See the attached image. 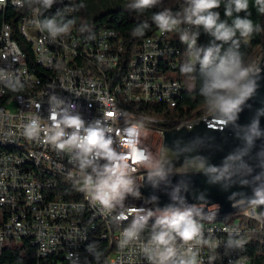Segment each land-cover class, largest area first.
<instances>
[{
  "label": "built area",
  "instance_id": "2783aa9c",
  "mask_svg": "<svg viewBox=\"0 0 264 264\" xmlns=\"http://www.w3.org/2000/svg\"><path fill=\"white\" fill-rule=\"evenodd\" d=\"M80 8V0H53L50 6L44 0H4L0 4V98L8 86L42 83L39 96L12 97L15 109L2 108L0 137L8 139V144H27L35 161H45L49 168L70 178V187H61L33 170L21 169L17 155H0V255L6 247L30 240L37 248L36 264H179L192 258L196 264H253L249 244L253 233L264 227V211L257 204L232 213L228 222L197 223L199 236L187 243L176 237L169 245L175 254L163 261L164 246L153 240L163 227L119 225L120 217L137 213L188 210L155 209L157 205L138 192L147 176L141 171L161 164L164 130L191 128L209 116L188 125L170 122L169 117L159 121L139 115L130 118V111H135L139 102L170 104L181 98L179 88H187L184 76L192 77L180 71L186 46L177 33L158 29L145 38L135 56L125 59L112 29L83 32L73 24L67 33L52 37L40 25V16L55 17L63 24ZM22 39L31 46L37 66L29 63ZM200 40L201 35L198 43ZM61 58L83 60L88 72L71 75L61 66ZM136 60H144V68H136ZM90 64H99V72H90ZM101 69H108L110 78H101ZM111 79H120V87L111 88ZM120 100H130V107H120ZM54 109L59 113L57 119L65 112L79 114L85 127L100 120L101 127L113 129L105 135L113 138L112 147L117 152L131 157L133 192L113 200L107 208L85 194L109 161L94 153L85 156L77 148L57 149L46 139L54 134L49 119ZM33 120L39 132L30 140L25 126ZM129 125L139 130L138 143L122 146L123 129ZM65 132L70 134L72 129ZM138 148L150 155L147 166L135 164ZM66 190H73V197H66ZM100 216H107V223H100ZM235 220H244V227H235ZM240 240L242 245L237 243ZM102 241L108 244L105 254L99 246Z\"/></svg>",
  "mask_w": 264,
  "mask_h": 264
},
{
  "label": "clouds",
  "instance_id": "9594fccd",
  "mask_svg": "<svg viewBox=\"0 0 264 264\" xmlns=\"http://www.w3.org/2000/svg\"><path fill=\"white\" fill-rule=\"evenodd\" d=\"M52 2L53 0H44L48 6ZM161 2L162 0H133L131 7L138 12H144L156 8ZM2 3L4 0H0V4ZM221 6L224 8V18H221V13L217 10ZM250 6L254 7L259 15H264V0H184V6L177 12L164 9L154 12L151 16L152 23L161 33L175 32L178 34L180 43L186 46V60L180 66L181 73L192 74L198 69L203 82L200 92L204 102L213 113H219V122L224 125L235 123L238 113L242 110V105L256 89L255 81L249 80L248 77L251 73L260 71L259 67L252 63L245 64L243 54L239 50L241 41L247 43L254 33L260 30L259 24L250 18ZM73 23L74 21L69 20L58 24L56 18L52 17L45 22L44 28L52 37H55L58 34L67 33ZM149 27L150 25L144 22L133 29L132 34L144 36L145 30ZM201 33L210 37L207 44L198 43ZM260 114H264V109L257 111V118L253 119L250 128L243 136L246 147L226 157L223 165L206 167L205 159L193 158L189 161H195V164H189V167L196 172L203 171L205 174H212L209 181L211 183L225 179L231 182L233 174L248 169L242 157L252 146L254 137L261 135L258 120ZM58 115L55 109L50 112L49 119L52 121L54 134L46 137L55 144L57 149L77 148L85 156L94 153L109 161V164L97 174L95 181L87 186L85 194L107 208L111 206L113 200H122L126 193L133 192V180L129 176L128 164L131 157L127 155V152H117L112 147L113 138L105 135L113 129L101 127L100 120H96L94 125L90 124L85 127V121L79 114L68 115L65 112L63 117L57 119ZM69 128L72 132L67 134L65 129ZM38 132L39 125L36 120L25 126V136L30 140ZM123 132L125 135L122 138V146H125V143H138V129L129 125L123 129ZM66 135L67 140L62 139ZM177 146L178 151H182L179 149V140ZM138 153L140 155L135 164L147 166L151 159L150 155L140 148H138ZM131 170L134 171V168ZM167 175L168 171L165 170L163 164L155 165L147 171L148 180L152 181L153 186L158 179H165ZM84 188L85 186H82L81 190ZM133 194L138 195V192ZM189 216L190 210L176 211L171 214V218L162 221V230L153 238L154 243L164 246L162 261L175 254L174 249L169 245L176 237L187 243L199 236V226L195 221L188 219ZM237 243L242 245L243 240ZM179 264H196V261L192 258L187 261L181 260Z\"/></svg>",
  "mask_w": 264,
  "mask_h": 264
},
{
  "label": "water",
  "instance_id": "95a60500",
  "mask_svg": "<svg viewBox=\"0 0 264 264\" xmlns=\"http://www.w3.org/2000/svg\"><path fill=\"white\" fill-rule=\"evenodd\" d=\"M255 66L260 71L248 77L255 81V92L242 105L234 124H221L219 113H212L191 128L164 130L161 164L168 175L158 179L155 186L144 176L138 189L146 200L157 205L155 209L188 208L190 213L199 215H212L216 213L213 210H218L220 215H226L264 200V114L258 116L261 135L254 137L252 146L242 157L248 169L233 174L231 182L225 179L211 183L212 174L189 167L195 164L189 161L193 158L205 159L206 167L221 166L226 157L246 147L243 136L257 118V111L264 109V55ZM178 140L182 151H178Z\"/></svg>",
  "mask_w": 264,
  "mask_h": 264
},
{
  "label": "trees",
  "instance_id": "16d2710c",
  "mask_svg": "<svg viewBox=\"0 0 264 264\" xmlns=\"http://www.w3.org/2000/svg\"><path fill=\"white\" fill-rule=\"evenodd\" d=\"M132 3L133 0H80L81 8L79 13L65 20L64 23L72 20L74 21L73 24H76L83 32H95L101 29L114 30L118 35L117 42L120 43L123 50L122 55L125 59H128L139 52L146 37L154 35L158 30L151 21V16L154 12L164 9H171L173 12H177L184 6V0H162L156 8L138 12L135 8L131 7ZM217 10L221 13V18H224L223 6ZM250 11V18L259 24L260 30L254 33L247 43L241 41L239 50L243 54L245 64L252 63L255 66V62L259 61L264 55V15H259L255 8L251 6ZM240 15H244V13H240ZM40 18L41 25H44L48 20V16H40ZM144 22L150 25L145 30V35H133V29L141 26ZM209 39L210 37L202 33L200 43L207 44ZM21 45L27 53L29 63L33 67L37 66L29 43L22 39ZM76 66L83 67L88 71V65L83 64V60H78ZM90 72H99L96 64H90ZM101 75L105 78H107L106 76L110 77V71L101 70ZM188 75L195 79V86L192 89L179 88V96L181 98L175 99V106L171 107L168 104L162 103H144L140 104L137 108L139 113L145 117H169L170 120L175 122L192 120L205 115L210 109L205 104L200 92L203 86L202 78L198 69L195 73ZM119 81L120 79H111V83L113 84H119ZM1 148H4V146L0 145ZM49 174L54 180L53 183L61 187H70V180L53 172ZM66 197H73V190H66ZM257 206L260 211H264V200L257 203ZM215 215H219L218 218L225 219L226 222H228V216H231L229 214L220 215L219 212ZM205 216L213 218L212 215ZM100 223L103 222L100 221ZM242 223L244 224V220H242ZM242 227L244 226L242 225ZM99 246L102 249V254L107 253L108 244L106 241H102V244ZM249 255L252 258L253 264H264V227L253 233L249 244ZM38 261L37 248L30 240H24L14 247H6L0 255V264H36Z\"/></svg>",
  "mask_w": 264,
  "mask_h": 264
},
{
  "label": "bare ground",
  "instance_id": "6f19581e",
  "mask_svg": "<svg viewBox=\"0 0 264 264\" xmlns=\"http://www.w3.org/2000/svg\"><path fill=\"white\" fill-rule=\"evenodd\" d=\"M40 25H41V18H40ZM78 60H74V58H61V66H64L67 68L68 72L71 73L73 76H82L83 73L88 72L83 67H77ZM95 65V64H94ZM96 66L99 68V64H96ZM136 68H144V60H136ZM103 71H107L108 69H101ZM107 78H110L106 76ZM101 78H105L101 75ZM120 87V81L119 84H113L111 83V88H119ZM40 91H42V83H34V87H15V86H8L6 88H3V98H0V113L2 108H9V106L12 103V97H24V96H39ZM148 104L151 102H139L140 104ZM176 101L175 99L170 102L171 107L175 106ZM139 105L135 106V109L139 107ZM120 107L122 108H129L130 107V100H120ZM210 113H212L211 110H209L205 115L198 118H206V116H210ZM139 116H143L141 113H137L134 111H130V118H138ZM151 118V121H159L160 118H154V117H148ZM198 118L192 119V120H182V121H172L175 124H181V125H188V123H194L198 120ZM0 145H3L4 148L0 149V155L2 156H14L17 155L21 158V169L23 170H33V173L39 174L42 177H45L48 180H51L53 183V179L50 176V172H53L56 175L63 176L66 179L70 180L69 177L66 176V174L61 173L60 171H57L55 169L49 168L48 164L45 163V161H35V157H33V153L30 152L29 149H27V144H8V139L1 138L0 137ZM188 210H179V212H185ZM213 212H216L217 214L219 211L215 210ZM172 213H151V215H145V213H137V215H129L126 217H120L119 218V225L123 227H163L162 221H165L169 218H171ZM191 215H198V216H205V215H199V214H192ZM212 214V215H215ZM220 214V213H219ZM231 215V214H229ZM100 221L103 223H107V216H100ZM137 222V223H134ZM147 222V223H144ZM153 222V224L149 223ZM197 223H207V224H219L222 223L220 221H215L212 223L208 222H196ZM235 227H242V225H235Z\"/></svg>",
  "mask_w": 264,
  "mask_h": 264
},
{
  "label": "rangeland",
  "instance_id": "374dc122",
  "mask_svg": "<svg viewBox=\"0 0 264 264\" xmlns=\"http://www.w3.org/2000/svg\"><path fill=\"white\" fill-rule=\"evenodd\" d=\"M184 81L186 82L187 85V89H192L195 86V79L189 76H184ZM16 105L14 103H11V105L9 106V108L11 109H15ZM134 112L139 113L138 109H135ZM182 170V169H180ZM219 215H212L213 218H207L206 216H198V215H190L189 217H187L188 219H191L195 222H208V223H212L215 221H220V222H226L225 219H219L218 218ZM137 223V222H134ZM147 223V222H144ZM151 224H153V222H149ZM235 225H243L242 220H235ZM9 243V242H7Z\"/></svg>",
  "mask_w": 264,
  "mask_h": 264
}]
</instances>
